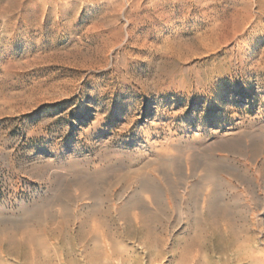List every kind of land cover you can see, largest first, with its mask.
<instances>
[{
	"label": "rangeland",
	"instance_id": "rangeland-1",
	"mask_svg": "<svg viewBox=\"0 0 264 264\" xmlns=\"http://www.w3.org/2000/svg\"><path fill=\"white\" fill-rule=\"evenodd\" d=\"M0 264H264V0H0Z\"/></svg>",
	"mask_w": 264,
	"mask_h": 264
},
{
	"label": "bare ground",
	"instance_id": "bare-ground-1",
	"mask_svg": "<svg viewBox=\"0 0 264 264\" xmlns=\"http://www.w3.org/2000/svg\"><path fill=\"white\" fill-rule=\"evenodd\" d=\"M213 154V153H212ZM214 160V159H213ZM201 161V160H200ZM213 162V161H212ZM213 164V163H212ZM215 164H217V165H219L217 162H215ZM199 165V164H198ZM203 165H205L204 163H203ZM200 166V165H199ZM209 166H211V165H209ZM214 166V165H213ZM195 167V166H194ZM204 167V166H203ZM200 168V167H199ZM213 168V167H212ZM215 168H218V167H215ZM220 168V167H219ZM218 168V169H219ZM204 169H207L206 167H204ZM210 169V168H209ZM218 169H216V170H218ZM223 170V169H222ZM214 172V171H213ZM216 172V171H215ZM215 174V173H214ZM218 175V174H217ZM215 176V175H214ZM219 177V176H218ZM218 179V178H217ZM133 183V182H132ZM113 189V188H112ZM102 190V189H101ZM166 190V189H165ZM90 191V190H89ZM212 191V190H211ZM215 191V190H214ZM197 192H199V191H197ZM194 193V192H193ZM200 193V192H199ZM212 192H210V194H211ZM215 193V192H214ZM218 193V192H217ZM129 194V193H128ZM130 194H131V192H130ZM129 194V195H130ZM191 194V193H190ZM197 194V193H196ZM94 195V194H93ZM96 195V194H95ZM111 195V194H110ZM203 195H204V193H203ZM212 195V194H211ZM83 196V195H82ZM138 196V195H137ZM189 196V195H188ZM194 197H195V195H193ZM207 196V195H206ZM218 196V195H217ZM104 197V196H103ZM126 197V196H125ZM125 197H123V198H125ZM133 197V196H132ZM141 197V196H140ZM212 197V196H211ZM210 197V198H211ZM105 198V197H104ZM127 198H129V197H127ZM161 198V197H160ZM214 198H216V196H214ZM97 199H98V197H97ZM100 199V198H99ZM98 199V200H99ZM102 199V198H101ZM107 200H109V198H106ZM120 199V198H119ZM141 199V198H140ZM188 199V198H187ZM211 199H213V198H211ZM79 200V199H78ZM103 200V199H102ZM184 200V199H183ZM189 200V199H188ZM187 200V201H188ZM193 200H194V198H193ZM197 200V199H196ZM198 200H199V198H198ZM209 200V199H208ZM217 200V199H216ZM81 201V200H80ZM83 201V200H82ZM130 201V200H129ZM182 201V200H181ZM191 201V200H190ZM214 201V200H213ZM132 202V201H131ZM189 202V201H188ZM194 202V201H193ZM206 202V199L205 198H202V200H201V203H202V208L204 207V204L203 203H205ZM83 203V202H82ZM81 203V204H82ZM127 203H128V201H127ZM130 203V202H129ZM133 203V202H132ZM206 203H208V202H206ZM135 204V203H134ZM140 204H141V201H140ZM140 204H139V206H140ZM136 206V205H135ZM208 206H209V204H208ZM215 206H218V205H216V202H215ZM138 207V206H137ZM141 207V206H140ZM198 207H199V205H198ZM139 208V207H138ZM217 208V207H216ZM210 209V208H209ZM140 210V209H139ZM211 210H213L212 208H211ZM218 210V209H217ZM141 211V210H140ZM205 211V210H204ZM212 212V211H211ZM218 211H216V212H214V214H216ZM145 213H146V211H145ZM151 217H153V216H151ZM150 218V217H149ZM151 219V218H150ZM64 222V221H63ZM60 223V222H59ZM67 225V224H66ZM60 227H61V225H60ZM55 229V228H54ZM92 229V228H91ZM102 230V229H101ZM125 231V230H124Z\"/></svg>",
	"mask_w": 264,
	"mask_h": 264
}]
</instances>
